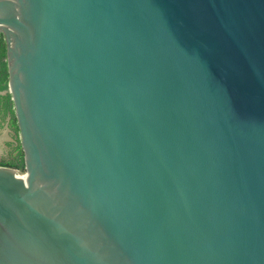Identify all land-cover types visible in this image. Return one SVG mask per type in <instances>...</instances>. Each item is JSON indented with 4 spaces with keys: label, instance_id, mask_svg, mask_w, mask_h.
<instances>
[{
    "label": "water",
    "instance_id": "water-1",
    "mask_svg": "<svg viewBox=\"0 0 264 264\" xmlns=\"http://www.w3.org/2000/svg\"><path fill=\"white\" fill-rule=\"evenodd\" d=\"M1 33L0 264H264V0H0Z\"/></svg>",
    "mask_w": 264,
    "mask_h": 264
},
{
    "label": "trees",
    "instance_id": "trees-1",
    "mask_svg": "<svg viewBox=\"0 0 264 264\" xmlns=\"http://www.w3.org/2000/svg\"><path fill=\"white\" fill-rule=\"evenodd\" d=\"M8 66L6 62V43L4 38L0 39V90H6L8 88ZM0 102L2 105L1 113L5 117L8 113L12 114L13 122L16 123V117L14 114L13 102L11 99V95L9 93L5 95H0ZM18 127V126H17ZM20 151L18 156L14 160H10L6 162L4 165L14 167L20 171L25 172V164H24V154L19 147Z\"/></svg>",
    "mask_w": 264,
    "mask_h": 264
},
{
    "label": "flooded vegetation",
    "instance_id": "flooded-vegetation-1",
    "mask_svg": "<svg viewBox=\"0 0 264 264\" xmlns=\"http://www.w3.org/2000/svg\"><path fill=\"white\" fill-rule=\"evenodd\" d=\"M0 36L1 38L2 37L4 38L2 33ZM1 111H2V105L0 106V125L3 128L8 129L9 139L4 141L2 145L3 147L0 146L3 149L2 153L0 154V165L6 166L4 165L6 162L16 159L20 151L19 147L21 146L20 143L18 142L19 131L17 127V122L16 123L13 122L11 113H8L4 117Z\"/></svg>",
    "mask_w": 264,
    "mask_h": 264
}]
</instances>
